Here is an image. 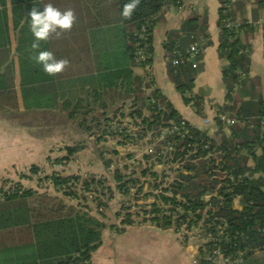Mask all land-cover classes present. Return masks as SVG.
Instances as JSON below:
<instances>
[{
	"label": "trees",
	"instance_id": "trees-1",
	"mask_svg": "<svg viewBox=\"0 0 264 264\" xmlns=\"http://www.w3.org/2000/svg\"><path fill=\"white\" fill-rule=\"evenodd\" d=\"M79 1L0 0V114L21 107L61 108L68 113L71 123H78L98 144L105 143L106 139H120L117 146L124 150L132 141L143 147L154 144V153L141 154L140 161L134 160L131 154L127 160L137 163L138 168L127 177L125 169L111 167L113 162L106 157L118 152L107 145L99 147L98 152L107 153L100 157L105 173L80 176L58 172L43 179L53 186L58 196L1 180L0 214L7 217V225L2 224L1 242L11 244L16 251L28 248L33 253L31 258L10 264H89L101 244V232L105 228L101 219L110 204L116 196L122 199L129 194L134 198L141 196L142 178L162 179L163 183L165 176L159 178L157 171L150 170L163 163L182 164L181 170L186 173H177L173 181L162 184V191L154 197L155 203L136 204L130 211L120 201V210L115 213L120 220L118 232L123 233L138 224L163 231H176L183 226L186 233L197 229L200 235H212V240L200 249L201 264H208L213 252H218L228 264L237 260V264L255 261V255L264 252V102L260 97H252L242 103L237 92L250 81L248 50L256 28L244 25L250 22L248 20L237 21L233 17L234 7L229 0L219 2L217 51L219 59L226 63L222 78L227 94L225 103L216 108V130L209 133L184 121L157 89L147 95L143 89L149 88L146 84L149 75L134 72L144 69L143 63L136 61L141 44H148L149 66H152L153 30L170 0H140L128 20L120 15L127 0H114L106 10L100 0L97 3L99 14H106L100 16V21H93L91 14L88 22L82 17V10L76 8ZM47 4L61 12L73 9L76 22L71 31L59 38L53 34L42 41L40 50L69 61L62 73L53 76L59 85L72 79L83 83L85 77L81 76L87 75L95 82L93 75H96L99 81L88 97H76L74 101L58 97L57 88L33 58L34 37L29 13L33 8L42 12ZM256 5L257 10H261L264 1L256 0ZM236 21L242 24L238 34L228 28L230 22ZM201 23V19L187 20L180 30L168 33L163 47L168 79L184 104L191 105L197 114L202 108L200 100L187 96L193 88L196 70L188 64L173 66L171 60L175 51L182 55L196 41L208 40L201 31ZM262 29L264 31V25ZM80 54L90 57V61L80 64L81 61L76 60ZM16 64L21 77H25L22 83L30 84L20 91L14 83ZM35 84L40 85L38 90L26 89ZM49 94L52 99L43 98L36 104L30 102L33 97ZM146 100L155 103L148 107ZM121 109L127 110L123 113ZM220 115L234 124L222 121ZM125 119L130 123L123 124ZM181 122H186L185 130L168 133ZM113 127L115 131L111 132ZM131 129H134L133 136ZM161 136L163 139L158 141ZM81 150L84 147L80 144L67 146L65 156L52 162L65 167ZM137 170L139 173H135ZM29 174L38 177L39 170L32 167ZM62 198L73 204L66 205ZM237 201L243 202L239 209L235 206ZM138 217L141 222L137 221ZM33 228L37 229L33 232Z\"/></svg>",
	"mask_w": 264,
	"mask_h": 264
},
{
	"label": "crops",
	"instance_id": "crops-1",
	"mask_svg": "<svg viewBox=\"0 0 264 264\" xmlns=\"http://www.w3.org/2000/svg\"><path fill=\"white\" fill-rule=\"evenodd\" d=\"M98 2L100 0H80L76 5L79 11L82 10V17L87 18L85 22H88L91 14L95 18L93 21H100V16L106 14L105 12L99 14ZM101 2L102 8L106 10L114 0H101ZM230 3L234 7L232 15L237 21L248 20L254 25H259L255 30L251 48L248 50L250 66L247 77L250 81L245 87L238 90V99L245 103L252 97H260L264 102V31L262 29L264 8L257 10L256 0H230ZM219 9V0H170L165 4L163 13L154 27L152 41L153 63L151 70L155 89L166 98L184 121L200 131L209 133L216 130V108L225 103L227 94V87L222 78V69L226 63L219 59L217 51L220 34L217 26ZM189 19H201V31L205 32L208 37V46L195 69L193 88L187 95L200 100L202 104L200 114H197L191 105L184 104L174 84L168 79L163 48L168 33L180 30ZM82 33L84 34L86 31ZM73 46L77 50L78 47L74 44ZM76 60L81 61L80 64L83 65L84 60L90 61V57L80 54ZM79 67L84 69L83 66ZM134 72L143 75L141 69H135ZM88 76H81L85 77L83 83L72 79L59 85L53 76L48 75L51 84L57 88L58 97L71 101H74L76 97H88L91 89L96 86L95 82L98 83L99 78L93 75L94 82ZM24 78L21 77L19 66L16 64L14 66V83L18 91L30 85L22 83ZM37 78L35 77V79ZM39 87L40 85L35 84L26 89L38 90ZM43 98L52 99V94L33 97L30 102L36 104ZM43 109L38 106L29 109L21 107L16 111L0 114V181L7 180L18 184L23 189L47 192L56 196L57 192L53 186L43 180L46 176L58 172L64 175H99L106 170L102 168V161L99 157L97 162L95 159L90 161L94 154V146L107 145L117 151L118 154L113 156L115 159L110 156L113 162L111 166L116 167V158L119 156V147L117 146L119 139L116 141L106 139L105 143L98 144L94 141L93 136L91 137L90 134L82 130L78 123H71L68 120V113L61 108ZM125 110L127 109H121L123 113ZM219 117L225 118L223 115ZM74 127L83 134L82 142H86L85 145H82L84 150L72 157L65 167L59 169L55 164L49 162L62 158L65 156V152L63 150L62 155L57 156L53 149L56 148L59 141H64L70 146L78 145L77 143L74 145L77 141L72 139L70 134ZM112 131H115V127L111 129ZM133 132L134 129H131L132 136ZM68 136H70L69 140ZM32 167L39 170L38 177L29 174ZM62 199L66 205L73 204L67 198ZM113 203L114 201L110 204L109 209H112ZM237 203L240 206L239 201ZM6 220V214H0V233H3L1 232L2 224L7 225ZM102 223L105 228L101 232V244L93 253L89 264H201L202 262L200 249L205 244L204 241L192 238V235L186 234V232L163 231L152 226L138 225L119 233L117 229L120 227V220L115 217L113 223ZM35 229L37 228H33L32 231L34 232ZM2 238L3 236L0 235V264H10L32 257L31 249L19 248V251H16L11 244L2 243ZM259 260L264 262V252L255 255V262Z\"/></svg>",
	"mask_w": 264,
	"mask_h": 264
},
{
	"label": "rangeland",
	"instance_id": "rangeland-1",
	"mask_svg": "<svg viewBox=\"0 0 264 264\" xmlns=\"http://www.w3.org/2000/svg\"><path fill=\"white\" fill-rule=\"evenodd\" d=\"M220 2V1H219ZM206 49V48H205ZM204 49V51H205ZM203 51V52H204ZM144 74H147V69L144 68L143 69V75ZM130 123V120L129 119H125L123 121V124H128ZM85 133V132H84ZM72 135V139H74L75 142L74 145L77 143V144H80L81 146L82 145H85L86 142H82L83 141V138H81V136L83 135L80 130L78 128H73V131L72 133H70ZM70 136H68V140H69ZM116 141V139L114 140ZM120 141V139H119ZM146 141V140H145ZM134 141H132V143L130 145H128L129 147L125 148H122L119 146V156L116 158V161H117V167H120V168H123L125 169L124 172H126V176L127 177H131L132 176V172L134 170H136V167L138 166L137 163L135 162H132L131 160H127L129 159V156L132 154L133 155V158L134 160H141V154H143L144 152V148L146 147H143L142 144H139V143H133ZM144 142V141H143ZM66 145V146H64ZM118 145V144H117ZM67 146H70V145H67L65 144L64 141H59L58 145L56 146V148H54V153H56L55 155L57 156H60L62 155V152L64 150L65 147ZM73 146V145H72ZM90 149H92V147H89ZM99 146H94L93 147V156L90 158V161H92L93 159H95V161L97 162L98 160V157L100 158V156H104L107 155L106 152H103L100 153L98 152V149ZM101 148V147H100ZM148 150V149H147ZM146 150V151H147ZM115 156V155H114ZM107 158H111L110 156H106ZM113 159H115V157L112 156ZM108 162V161H107ZM162 162H164V160L162 159ZM161 162V163H162ZM49 163H52L53 162H49ZM174 165H168V164H162V165H158L156 164V166L154 165L153 168L150 170L152 171H157L156 173L159 175V178L162 177L163 175L165 176L163 178L164 182L162 183V179H157L156 181H154L153 178H142L141 179V182H144L143 184V188H142V195L139 196V197H132L131 194L127 195L126 197H124L123 199L120 198L119 196H116V199L114 200V203H113V207L112 209H109L106 213H105V217L104 219L102 218L101 221L108 224V223H113V219L114 217L116 216L115 213L120 210V201L126 206V207H129L131 210L130 211H133L137 205H145V204H150V203H155L156 202V198L155 195L159 194L162 189H163V185L162 184H165L167 182H171L173 181V179L176 178L177 176V173H183L185 174L186 172L184 170H181V168H183L182 164H177V163H173ZM101 166H103V164L101 163ZM114 165H112L111 167H113ZM172 166V167H171ZM105 169V167H102ZM138 168V167H137ZM65 169V168H64ZM122 169V170H123ZM178 170H181L180 172H178ZM105 173V170L104 172ZM135 173H139V171H135ZM163 173V174H162ZM138 176V175H137ZM139 177V176H138ZM131 193H133V191H131ZM154 196V197H153ZM147 197L151 198L149 200H147ZM167 195H164V198H166ZM154 200V201H151V200ZM147 200V201H146ZM150 201V202H149ZM137 204V205H136ZM116 206V207H115ZM235 206L236 208H240L238 206V203L236 202L235 203ZM115 209H116V212H115ZM116 218V217H115ZM138 222H141L142 220L138 217L137 219ZM138 225H141V224H138ZM137 225V226H138ZM154 227V226H152ZM183 230V229H182ZM193 233V231L191 232H188L186 234H190ZM245 264H264L263 261L259 260L258 262H255V261H251V262H247Z\"/></svg>",
	"mask_w": 264,
	"mask_h": 264
},
{
	"label": "clouds",
	"instance_id": "clouds-1",
	"mask_svg": "<svg viewBox=\"0 0 264 264\" xmlns=\"http://www.w3.org/2000/svg\"><path fill=\"white\" fill-rule=\"evenodd\" d=\"M140 0H127L121 10V18L131 19L138 8ZM30 31L34 37L31 50L34 53V60L42 66V70L49 76L62 73L68 66L67 59H56L55 55L47 50H40L42 41H47L51 35L55 34L59 38L63 33L71 31L76 22V15L73 9L69 8L61 12L52 4L44 6L42 12L33 8L29 13Z\"/></svg>",
	"mask_w": 264,
	"mask_h": 264
},
{
	"label": "built area",
	"instance_id": "built-area-1",
	"mask_svg": "<svg viewBox=\"0 0 264 264\" xmlns=\"http://www.w3.org/2000/svg\"><path fill=\"white\" fill-rule=\"evenodd\" d=\"M221 1V0H219ZM230 1V0H229ZM222 7H227V5H223ZM0 10H2V5L0 2ZM241 25L239 22H230L228 24V28L230 29V31L232 33L238 34L241 31ZM244 25H249L252 26L254 28H257L259 25H254L250 22H246ZM264 25V23H263ZM262 25V26H263ZM207 43L208 40H201V41H196L195 43H193L192 45L189 46V48L182 54L180 55L177 51H175L174 53V57L171 60V63L173 66H180V65H191V67L193 69H196L198 67V58L203 54L204 49L207 47ZM175 49H177V47H175ZM151 59V54L149 52L148 49V44H141L140 49L137 51V62L143 63L144 68L147 69V75H149L146 79V84L149 85V88H144L143 91L148 95L150 92H152L155 89V85H154V78L152 76V71H151V67L149 66V60ZM235 91V90H234ZM233 91V92H234ZM233 92L231 93V95L233 94ZM155 101L154 100H146V105L148 107H152V105H154ZM222 121L228 123V124H234V121L232 120H228L225 119L224 117H220ZM185 126H186V122H181V124L179 126L174 125L171 129L168 130V133L170 134H174V133H179L182 130H185ZM166 133V131H165ZM163 139V136H161L159 138L158 141H161ZM154 144H147V146H145L146 148H144V154H153L154 153ZM148 149V150H147ZM147 150V151H146ZM160 155H163V153H161ZM159 155V156H160ZM166 164V163H163ZM162 165V164H161ZM57 168L61 169V165H57ZM184 227H180L178 230H176L177 233H182L184 232ZM192 238H197L199 240L204 241V243L206 244L208 241L212 240V235L211 234H206V235H200L199 231L197 229L193 230V233H191ZM213 258L209 257V253H208V264H228L227 262H225V260L222 259L221 255L218 254V252H213L211 253ZM239 262V260L233 262V263H229V264H237Z\"/></svg>",
	"mask_w": 264,
	"mask_h": 264
},
{
	"label": "water",
	"instance_id": "water-1",
	"mask_svg": "<svg viewBox=\"0 0 264 264\" xmlns=\"http://www.w3.org/2000/svg\"><path fill=\"white\" fill-rule=\"evenodd\" d=\"M150 198L149 197H147V200H149ZM240 205H242L243 204V202L242 201H240V203H239Z\"/></svg>",
	"mask_w": 264,
	"mask_h": 264
}]
</instances>
